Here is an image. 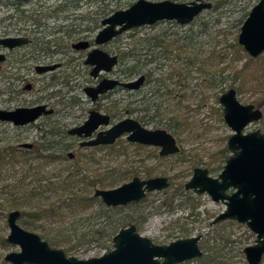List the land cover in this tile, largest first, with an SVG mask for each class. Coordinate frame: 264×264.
I'll return each mask as SVG.
<instances>
[{"label":"rangeland","instance_id":"obj_1","mask_svg":"<svg viewBox=\"0 0 264 264\" xmlns=\"http://www.w3.org/2000/svg\"><path fill=\"white\" fill-rule=\"evenodd\" d=\"M136 1L30 0L24 4H16L14 1L0 0V37L17 34L32 36V30L37 29V34H34L33 38L50 41V44L42 45L35 42V48L13 52L11 55L28 56L33 53V50L40 48L42 51V47H52L54 44L62 47L70 40L73 41L85 35L93 36L95 33L79 32L89 25L88 18L90 16L101 19L103 18L102 13L110 15L115 11L128 8ZM171 1L187 3L193 0ZM204 1L213 4L216 0ZM258 1L226 0V3L215 12L204 11L188 25L180 26L175 22V24L158 22L151 26L140 27L133 33L126 32L117 40L115 50L119 47L121 52L125 51L126 47H136L138 51L142 50L141 48L146 49L148 44H153L154 39L158 42L174 44L173 49V47L182 46L185 38L193 37L194 45L197 48L196 52L200 48V44H203L200 48V57L211 56V59L206 62L205 68L208 73L205 75L198 71L197 65L188 66L185 64L184 56L194 52V49L189 48L183 52L181 55L183 60L176 59V49L170 51L171 54L169 53L168 56L157 53L159 51L157 49L154 52L159 54V58L146 65L143 71L154 72L152 79L163 80L165 77L168 78L171 73L190 71L188 85L180 87L179 79L174 76L165 80L161 87L148 83L136 95L122 89L111 95L110 99L116 100L119 109L115 121L126 117L136 118L135 115H129L125 111L132 107L130 105L132 103L139 109L148 108V105H151L146 113L145 123L142 125L146 129H167L176 136L182 150V156L176 155L160 160L157 158V150L134 147L122 140L121 147H118L121 150L120 154L108 155L107 150L96 154L97 158H100V164H89L87 174L90 179L97 177V174L107 177V182L110 185L106 189H112L130 181L134 176V171H136V175L144 178L146 169L153 170L152 177L164 176L171 179V184L167 189L149 193L138 203L130 204L110 213L98 211L96 205L75 212L64 209L61 215L43 213V210H47L53 205H61L65 208L64 200L72 193L80 191L91 193L93 191L85 181H79L80 175L74 173L75 170L80 169L79 165L84 160L83 155L87 153L84 151L77 153L73 150L71 152L76 153L73 161L67 160L65 153L62 160L51 162L46 159L47 151L42 150L34 154L35 149L45 141L40 140L42 129L44 131L53 129L48 124L49 121H46V128L40 129L37 126L44 124V121H42L44 123H37L26 128L0 124V152L11 148L20 158L18 161L4 162L0 165V264H8L3 261L6 254L19 251L18 246L4 242V238L9 233L6 216L13 210L40 213V218L25 216L20 218L17 223L22 229L37 234L45 241L55 239L60 243L57 248L67 251L70 256L77 259L95 258L109 252L113 249L111 243L113 234L122 227L134 224L137 233L151 239L155 244H168L178 239L200 236L199 246L203 253L202 258L191 260L185 264H205L207 249L203 244L209 248L220 250L216 264L245 263L242 251L246 246L253 244L255 235L245 225L233 221L212 225L211 221L225 210V206L220 202H213L206 194L197 195L186 191L183 189V185L192 175L193 164H196L197 167L210 168L211 166L215 169L221 166V160L216 157V154L226 147V141L232 131L224 123L222 114L219 115L213 108L218 107L215 103L216 97L218 98L229 88L236 89V86L240 85L239 79H237L238 82L235 80L233 85L232 76L233 71L241 69L243 65L247 66L241 75L245 84L241 93L237 94V99L240 103L252 104L263 112L262 119L250 124L245 132L260 130L264 133V107L260 106L264 96V54L260 55L258 60L252 58L253 61H250L243 50L235 54L234 50L228 47V44L238 36L242 23ZM60 8L65 11H58ZM99 11L101 14L96 16L95 14ZM216 19L219 20L217 23ZM204 22L207 23V27L201 33L200 30L205 24ZM37 24L42 27L39 29ZM58 30L62 32L57 33ZM70 30H74L75 34L71 36L72 38H67L63 31ZM113 49V45L107 47L109 51ZM138 53L142 55L143 51ZM60 55L61 53L53 56L54 60ZM234 56L236 61L231 64L230 59ZM217 57L227 59L218 63ZM50 58L52 59V57ZM20 66L22 65H17V68L19 69ZM118 68L124 70L125 66L120 64L117 66V70ZM222 71L223 74L219 76L223 79L220 81L218 74ZM18 72L22 73L20 69ZM215 75L218 78L215 83L212 85H208V82L202 84L204 77L209 79ZM45 77L47 78V76ZM134 77L125 78L120 74V79L123 81ZM255 79L258 81L256 82ZM40 80L35 86L39 90L47 83V79ZM21 81L16 83L15 92L19 90L18 86ZM82 81L83 76L79 75L72 81V84ZM5 86L6 83L0 79V109L12 108L21 105L24 101L36 98L35 95L27 94L24 96L14 95L15 97L13 96V99L9 100L8 95L1 94L5 90ZM153 90L158 91V95H155L157 98L151 96L154 99L142 101L150 97V92L153 93ZM164 91L173 94L167 96ZM159 93L164 95L159 96ZM184 94L186 95L183 96ZM182 98L183 100H181ZM155 105L159 111L157 115H154ZM89 107L90 104L84 101L79 109H74V115L68 121L67 128L83 122L85 119L83 111ZM149 116H154V118L148 120ZM172 117L178 118L181 125L184 122V128L180 129L178 133L173 128L174 123L170 121ZM22 144H32V152L19 153L21 151L19 146ZM218 170L211 172V176L216 177L219 174ZM83 171H80L81 174H84ZM68 176H71L72 179L68 185L63 186L62 182ZM107 217L111 219L107 221ZM119 222H122L120 227L118 226ZM98 230L99 234H97ZM260 264H264V256Z\"/></svg>","mask_w":264,"mask_h":264},{"label":"water","instance_id":"obj_2","mask_svg":"<svg viewBox=\"0 0 264 264\" xmlns=\"http://www.w3.org/2000/svg\"><path fill=\"white\" fill-rule=\"evenodd\" d=\"M211 7L212 4L204 0L187 3L171 0L156 2L137 0L128 8L115 11L102 20V29L96 35L95 44H105L132 29L151 26L158 22L187 25ZM27 42V39L18 37L0 38V46L7 49L25 45ZM237 44L250 58L264 54V0H259L248 13L240 27ZM79 47H85V43L79 44ZM2 58L0 55V61ZM116 62V56L94 50L88 55L86 64L94 65L91 74L96 77L99 71L109 72ZM52 68H41L38 71ZM142 80L143 77L134 82L105 79L95 89H87V93L94 99L97 94L116 86L126 90L137 89ZM218 102L222 107L223 121L232 131L227 140V149L231 156L217 178L208 177L205 169H195L185 188L197 194L206 193L212 201L225 205V210L213 220V224L233 220L244 224L255 235L254 245L244 248L243 253L245 264H260L264 255V133L260 130L248 132L245 130L250 124L261 120L263 112L252 104L240 103L234 88H229L221 94ZM43 110L44 107L0 110V121L12 122L18 126L26 125L34 122ZM108 125L107 116L92 112L82 126L72 129L69 134L90 137L99 126ZM122 135H126L127 141L131 143L160 147L161 156L178 152L171 135L163 130H145L129 118L98 133L95 140L86 144L109 145ZM24 147L29 148L30 145L25 144ZM167 186L165 178L149 180L133 178L130 182L113 189H97L93 196L99 198L106 207L113 208L138 202L145 197L146 192L160 191ZM228 189L234 190L230 196L225 194ZM19 217L20 213L16 210L7 216L9 234L5 238V243L19 248V252H11L4 256L3 261L8 264H180L202 257L198 247L199 237L157 246L150 239L138 235L135 227L130 225L113 237V249L110 252L95 258L77 259L67 256L61 249L51 248L38 235L20 228L17 224Z\"/></svg>","mask_w":264,"mask_h":264},{"label":"flooded vegetation","instance_id":"obj_3","mask_svg":"<svg viewBox=\"0 0 264 264\" xmlns=\"http://www.w3.org/2000/svg\"><path fill=\"white\" fill-rule=\"evenodd\" d=\"M9 1H13V0H9ZM14 2L16 4H24L25 3V2H21V1H14ZM27 2H29V1H27ZM58 11H65V9L60 8ZM99 14H101L100 11L98 13H96L95 15L98 16ZM101 15H103V18H101V19H96L94 16H90L88 18L89 19L88 20L89 25L86 26L84 29L79 31V32H83L84 34H86V33L87 34L88 33H95L93 36L90 37L88 35H85V36H83L81 38H77V39H75L73 41L70 40V42L68 44L65 43L62 47H58V46H56V44H54L52 47H50V46L46 47V48L42 47V51L39 48L37 50H33V53L31 55L24 56V57L11 56V55L13 54V52L23 51V50H25L27 48H31V47L35 48L36 47L35 46V42H36V44L40 43L42 45H44V44L45 45H49L50 41H42L40 38H33L34 34H37V32H36L37 29L32 30V33H33L32 36H30L29 34L28 35H26V34H23V35L22 34H17L15 36L4 35V37H0V38L18 37V38H24V39L28 40V42L25 45H21L19 47H15L13 49H7V48H3V47L0 46V55L3 56L2 60L0 61V79L6 83L5 90L3 92H1V94L8 95V99L9 100H12L14 95L15 96H20V95L24 96V95H27V94H32V95L36 96V98H34L33 100L22 102L21 105H18V106L12 107V108L8 107V108H5V109H0V110L13 111V110H15L17 108L27 109V108H34V107H44V110L42 111L41 115L32 123L18 126V125H14L12 122L0 121V124H8V125H11V126L16 127V128H26V127H32V126L36 125L37 123L41 124V123L45 122L44 124L37 126V128L40 129L42 127L46 128L45 127L46 126L45 124H47L46 121H49L50 123H48V124L51 126V129L52 128L53 129L52 130H48V131H44L42 129V131L40 133L41 134V139L40 140L41 141L45 140V141H44V144L42 142V144L39 145L40 147H37L35 149L34 154H36L37 152H40L42 150L43 151H47L48 155L46 156V159L48 161L54 162V161L62 160L64 154L66 153V159L70 160V161H73L75 159V157H76L75 156L76 153H73L71 151L74 150V151H77V153L81 152V151H84L87 154L83 155L84 156V160H82L83 162H81V164L79 165L80 169L75 170L74 173L76 175L86 176L88 178H89V175L87 174L88 165L89 164H100V158H97L96 154H98L99 152H103V150H107L108 151V155L120 154L121 150H119L118 147H121L120 144H121V142H123L122 140H124V142H126V143H128L130 145H133L134 147H138V148H152V149L157 150V158L160 159V160H164V159H166L168 157L176 156V155L182 156V150H181L180 143L178 142L176 136H174V134L171 133L170 131H168L167 129H146L142 125V123H145L146 116H147L146 113L148 112V108L151 105H148V108L139 109L137 106L134 105V103L130 104V105H132V107H130L131 113L129 115H135L136 118L126 117L124 119H128V118L132 119L133 121L137 122L145 130H149V131L163 130V131H165L166 133H168L169 135L172 136V138L174 140V143H175V146L178 148V152H176L174 154H169V155H166V156H161L160 155V150H161L160 147H156V146H153V145H143V144H139V143L128 142L127 139H126V135H122L121 137L117 138L114 141V143L109 144V145L88 146L86 143L95 140L98 133L106 131L112 125H114V124L120 122L121 120H123V119H121L119 121H115V118L117 117V114H119L118 104H117L116 100H111L110 98H111V95L114 94V92H116L117 90H121V89L122 90H126V89H123L120 86H116V87H114V88H112V89H110V90H108L106 92H103L101 94H97L94 99L90 95H88V93H87L88 90L87 89H95L99 85V83L102 82L105 79L113 80V81H119V82H134V81H137L140 77H143V80H142L141 84L139 85V87L137 89L126 90V91L130 92L131 94L133 93L134 95H136V94H138L141 91V89L146 84L152 83L154 86H160L161 87L164 84L165 80L171 79L174 76L179 79L178 80V85L180 87H182V86L185 87V86L188 85L187 80L190 77V71H189V72H184V73H182V72L171 73V74L168 75V78H166V77L164 78L165 80L160 79V78L152 79V77H153V75L155 73L154 72L145 71L144 73H138V74L132 75V76H135V77L133 79L128 80V81L121 80L120 79V74L121 73H120L119 68L117 70V66L120 65L119 64L120 63V60H119V53H120L119 47H117V50H115L116 42H117V40L119 39V37L121 35L117 36L116 38L110 40L109 42H107L105 44H101V45L95 44L96 35L102 29L101 22H102V20L104 18L109 16V14L105 15L103 13ZM34 26H36V24H34ZM180 26H185V25H180ZM37 27L40 29V27H42V25H38L37 24ZM135 29H138V28H135ZM132 30H134V29H132ZM59 32H62V31L58 30L57 33H59ZM63 34H65L64 36H66L67 38H72L71 36L73 34H75V31L74 30L63 31ZM81 43H85V47H79V44H81ZM110 45L114 46V49L111 50V51L107 50V47L110 46ZM134 49H135V52H136V48L135 47H134ZM94 50H99V51L105 52L108 55L116 56V58H117L116 64L111 68V70L109 72L99 71L98 74L96 75V77H94L91 74L92 70L94 69V65L86 64L88 55ZM59 53H61L60 57H58L57 59L54 60L53 56L58 55ZM153 53L154 54L150 53V56L148 57V59L151 60V62H148L147 65L149 63L155 62V61H153V57H154V55H157V53H155L154 51H153ZM169 53H170V51L169 52L167 51L166 53H162V55H167L168 56ZM50 57H52V59ZM156 57H157V59L159 58L158 55ZM176 59H177V57H176ZM180 59L183 60L182 57ZM50 60H52V61H50ZM185 64H187V63H185ZM17 65H22L19 68L22 71L21 74H19V72H18L19 69L17 68ZM49 67H53V68L51 70H45V71H41V72L38 71V69L49 68ZM198 71H199V69H198ZM17 72H18V74H17ZM79 75L83 76V81L81 83L76 82L75 84H72V81L74 79L78 78ZM45 76H47V78ZM125 78H127V77H125ZM40 79H42V80L43 79H47V83L44 84V86L39 90L35 86H36V83L39 82ZM20 80H22V81H21V84L18 86L19 90H17L15 92L14 90L16 88V83H19ZM45 91H48V93H45ZM41 92H44V93H41ZM159 94H160L159 96L164 95V94L167 95V96H172L173 93L169 92V91H164V94H162V93H159ZM155 95L156 96L158 95V91H154L153 90V93L150 92V97H148V98H146V99H144L142 101H146V100L157 98ZM185 95L186 94H184L183 96H185ZM151 96L154 97V98H152ZM218 99H219V97H218ZM218 99H217V102H218ZM181 100H183V98ZM84 101L90 104V107L87 110L83 111L84 115H85L84 121L79 123L76 126H73L71 128H67L68 125H69L68 121H70V119L74 115V111L73 110L74 109H79L80 106H82L84 104ZM215 103H216V100H215ZM217 105H218L219 108H221V112H222V107L219 105V102H218ZM156 106L157 105H155L154 109H156ZM218 107H215L213 109L216 111V108H218ZM92 112L98 113V114L103 115V116H107L108 120H109V125L108 126H99L91 134L90 137H84V136L78 137L76 135L69 134V132L72 129L82 126L88 120V118H89V116H90V114ZM142 112L144 113L143 115L141 114ZM154 113H155L154 115H157L159 113L158 109H156L154 111ZM153 118H154V116H149L148 120H152ZM52 119H53V121H50ZM42 121H44V122H42ZM170 121H171V123H174L173 128L176 129L177 133L180 131V129L182 130L184 128V122L182 123V125L179 124L178 118L172 117V118H170ZM24 145L25 144H22V145L19 146V148L21 149V151H19V153L22 152V153L26 154V153L32 152V150H33V145L32 144H27V145H30L29 148L24 147ZM223 149H227V141H226V147H224ZM223 149H221V150H223ZM227 151H228V149H227ZM219 152H218V154H216L217 155L216 157L221 160V158L219 156ZM230 156H231V154L228 151V158ZM218 159H216V161H218ZM227 159L225 160V162L223 164H222V161H221V166H219V168H217V169H219L218 170L219 174L222 171ZM192 167H193L192 168L193 169L192 170V175H193V172H194L195 169H205L207 171V176L210 177V178H213V179L217 178L218 175H219L218 174L216 177L211 176V172L217 171V169H215V168H213L211 166H210V168H206V167H197L196 164H193ZM82 170H84L83 171L84 174H81L80 171H82ZM152 171H153L152 169H146L145 170V172H146L145 176L146 177H144V178L139 177L138 175H136L137 173H136V171H134L133 172L134 176L130 179V181L133 178H138L140 180H149V179H153V178H165L167 180L168 186L166 188L160 190V191H163V190L167 189L170 186V184H171V182H170L171 179H169L167 177H164V176L152 177ZM107 173L110 174L111 172H107ZM192 175H191V177H192ZM98 176H101V175L97 174V177ZM191 177H190V179H191ZM130 181H128V182H130ZM128 182H126V183H128ZM187 182L184 183L183 189L186 190V191H191L194 194H197L195 191L189 190V189L187 190L185 188V184ZM114 188H116V187H114ZM97 189H99V190H109V189H106V188L103 189V188H100V187L99 188L95 187L93 189V194H94V191L97 190ZM160 191H153V192H160ZM233 192H234L233 189H228L225 192V194L230 196ZM149 193H152V192H146L145 197ZM204 194H206V193H204ZM197 195H202V194H197ZM208 197L210 198V196H208ZM97 199H99V198H97ZM142 200H140V201H142ZM140 201H138V202H140ZM100 202H101V200H100ZM138 202H132V203H129V204L125 205V206L113 207V209L117 208V210H120V209H123L124 207H126V206H128L130 204H135V203H138ZM215 203H217V202H215ZM220 203H222V202H220ZM102 205L105 208H112V207H106L103 203H102ZM13 211H15V210H13ZM16 211H18V210H16ZM10 212H12V211H10ZM18 212L20 213L19 219L20 218H24L22 216V212H20V211H18ZM8 214H7V216H8ZM7 216H6V224H7ZM18 220H17V222H18ZM213 220L211 221L212 225H214L212 223ZM225 221H233V220H225ZM221 222H224V221H221ZM221 222H219V223H221ZM233 222H236V221H233ZM120 223H122V222H120ZM236 223H238V222H236ZM216 224H218V223H216ZM238 224H240V223H238ZM130 225H133L135 227V230H136V233H137L136 226L134 224H129V225L125 226V227L120 228L115 234H113V237L121 229L127 228ZM242 225H244V224H242ZM137 234L140 235L139 233H137ZM113 237H112V239H113ZM142 237H144V236H142ZM193 237H199L200 238V236H193ZM5 238H4V242H5ZM189 238H191V237H189ZM40 239L43 240L41 237H40ZM112 239H111V243H112ZM184 239H187V238H184ZM178 240H183V239H178ZM43 241H45V240H43ZM175 241H177V240H175ZM199 241H200V239H199ZM199 241H198V247L200 249ZM45 242H47V241H45ZM151 242L154 245H157V246H159V245H168V244L171 243L170 242L168 244H155L152 240H151ZM254 243H255V240H254L252 245H254ZM48 245L51 248L59 249V248H56V247H52L49 243H48ZM249 246H251V245H249ZM246 247H248V246H246ZM200 251L202 252L201 249H200ZM64 253L67 256H70L67 253V251H64ZM202 256H203V253H202ZM70 257H72V256H70ZM196 259H200V258H196ZM192 260H195V259H192ZM189 261H191V260L185 261V262L180 263V264H185V263H187Z\"/></svg>","mask_w":264,"mask_h":264},{"label":"trees","instance_id":"obj_4","mask_svg":"<svg viewBox=\"0 0 264 264\" xmlns=\"http://www.w3.org/2000/svg\"><path fill=\"white\" fill-rule=\"evenodd\" d=\"M225 3H226V0H216L215 3H213V5H212L211 12H215L220 7H222L223 4H225ZM218 21H219L218 19L215 20L216 23ZM204 23L205 24L202 25L201 30H200L201 33L207 27V23L206 22H204ZM172 24H175V23L172 22ZM135 31H137V29L131 30L130 33H133ZM193 41H194L193 37L185 38L182 46H176V47H173V49H172V46H174V44L165 43L164 41L158 42V40H156V39H154L153 44H148V45L146 44L148 46V48H146V49L141 48L142 50H139V51L136 49V52H135L134 47H126L125 51H121L119 53V60H120L119 64H123L125 66L124 70H120V73L122 75H124L125 77H130V76H132L134 74H138V73H144V71H143L144 67H146L148 62H151V60L148 59V57L150 56V53L154 54L153 51H156L157 49H159V51L157 53H166L167 51H173L176 49L177 50L176 57H177V59H180L183 52L187 51V49H189V48H192V49H194V52L190 53L189 55L187 53V56H184L187 65H189V66H193V65L196 66L197 65L199 72L206 75L208 73L207 72L208 70L205 68L207 66L206 62L211 59V56H209L208 58H201L200 57V55H201V52H200L201 49L200 48H201V45H203V44H200V48L196 52L195 49H197V48L194 45ZM147 43H149V42H147ZM228 47L232 48L234 50L235 54L240 52V51L242 52V50H243L237 44V37L234 38L232 43L228 44ZM140 51H143L142 55L138 53ZM157 55H159V54H157ZM157 55H154L153 61L157 60V57H156ZM246 56H247V59H249L250 61H253L252 58H250L247 54H246ZM235 58L236 57L234 56L232 59H230L231 64L236 61ZM259 58H260V56L257 57V60ZM226 59L227 58L217 57L218 63H221L222 61H224ZM246 69H247V66L243 65V67H241V69H237V70L233 71V76H232L234 79L233 85L235 84V80L237 82H238L237 79L240 80V82H238V83H240V85L236 86V89H235L237 94L241 93V91L243 90L245 82L242 80L241 75H242L243 71H245ZM222 74H223V71L219 72V74H218L220 81L223 79V77H221L219 75H222ZM217 79L218 78L216 77V75L209 78V79L207 77H204L202 84H205L206 82H208V85H212L213 83H215L217 81ZM255 81L257 82L258 79H255ZM217 99L218 98L216 97V99H215L216 104H218ZM260 106L264 107V96L262 97V100L260 102ZM130 110L131 109H129V110L125 109L126 113H128V114L131 113ZM216 111H217V113H219V115L222 114L221 108H219V107L216 108ZM219 156H220L222 164H223L225 162V160L228 158L227 149L221 150L219 152ZM6 159H8V160H6ZM19 159H20L19 156H17L15 154V152L13 151V149H11V148H9L8 150H5L3 152H0V165H2L4 162L5 163L6 162H12V161L14 162V161H18ZM71 179H72L71 176H68L67 179L62 182L63 186L68 185V183L71 181ZM78 179L80 182L85 181L87 186L90 187L91 189H94L97 186L105 189L110 185V183L107 182V177H105V176H103V177L98 176V177H95L94 179H89L86 176H80V177H78ZM76 181H78V180H76ZM64 202H66L65 208L61 205H53L49 209L43 210L42 212L48 213L50 215L51 214L52 215H61L62 211L64 209H65V211L67 209L70 212H75L78 210H86L87 208H90L94 205L98 206V209H99L98 211H101L103 213H110V212L117 210V208H114V209L113 208H105L99 199L93 197V191L91 193L81 192V191L72 193L71 195H69L68 197L65 198ZM40 215H41L40 213L22 212L23 217L29 216L31 218L37 219V218H40ZM110 219H111L110 217H107V221H109ZM118 226L119 227L122 226V223L119 222ZM99 232L100 231L98 230L97 234H99ZM47 241L49 242V244L51 246H54L56 248L60 245V243L58 241H56L55 239H48ZM203 245L207 249L206 250L207 254H206L205 264H216L218 256L220 255V250L218 251L216 249L209 248L205 244H203ZM68 251H69V249H68ZM228 264H233V263H228Z\"/></svg>","mask_w":264,"mask_h":264}]
</instances>
